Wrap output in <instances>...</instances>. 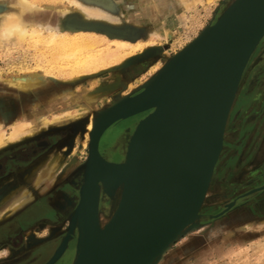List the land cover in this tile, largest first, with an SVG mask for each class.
Listing matches in <instances>:
<instances>
[{"label": "rangeland", "instance_id": "rangeland-1", "mask_svg": "<svg viewBox=\"0 0 264 264\" xmlns=\"http://www.w3.org/2000/svg\"><path fill=\"white\" fill-rule=\"evenodd\" d=\"M31 1L34 6H24L20 0H0V21L6 17L5 14L15 11L29 26L37 22L62 25L64 29H68L69 37L84 36L96 50L105 53L117 50L114 40L146 41L143 50L140 49V52L138 50L127 58L148 49H157L154 56L129 65L124 70L118 66L127 60L126 57L118 63L113 58L106 57L100 67L102 70L95 72L91 65L79 69L74 65L73 60L82 55L78 53L81 50L63 47V35H58L53 40L50 32L37 31L23 40L17 39L15 43L0 44V97L3 99L1 108L3 112L9 113L0 120V130L9 135L13 129L17 115L14 114L12 104L16 95L24 92L22 95H26L29 102L34 93L31 89L20 91L14 86L8 89L5 83L12 78H28L37 74L42 78L40 87H43V91L40 89L39 92L41 102L25 105L28 110L25 120L31 122V134L0 145V152L4 151V147L18 145L34 137L52 135L53 141L56 140L54 148L58 150L63 147L66 154L64 164L58 166L50 176H45L51 178L60 168L69 170L76 165L82 166L88 155V146H82L81 140L73 133L76 126H83L91 112L98 115L116 96L136 91L144 81L163 67L168 58L214 23L233 0H193V6L181 4L169 13L159 14L152 22L144 18L140 9H135L139 6L137 2V6L133 5L132 9L125 11L123 2L83 0L85 3L100 4L107 9L110 19H100L85 17L68 0ZM133 15L139 17L138 22L130 18ZM162 27V32L161 29L160 32L157 31L158 35L153 32L146 33ZM124 50L122 54L129 49ZM156 66L159 67L154 70ZM119 71L128 74V78L121 77ZM120 81H124L125 87ZM99 87L100 94L90 100L85 97ZM81 105L86 107L83 111H79ZM55 114L60 115L58 121L43 126V119L51 116L53 118ZM132 121V118L121 120L123 124ZM102 144L101 141V146ZM219 157L199 206L200 217L196 225L177 237L155 264H264V35L252 52L240 79L229 111ZM42 169V166H38L33 170L36 172L35 185L47 180L42 176ZM28 170L30 169H27V173ZM21 177L10 173L0 179V201L8 196L0 210V220L11 217L21 209V206L16 209L10 207L12 199L27 189V183L23 184ZM254 188L259 189L249 192ZM29 197L28 195V199ZM230 203L232 205L226 209ZM222 211L224 212L221 213ZM35 229L42 233L48 230ZM5 251L7 249L0 253ZM12 251L18 253L20 249ZM7 258L12 263L20 261L22 255H0V264H5Z\"/></svg>", "mask_w": 264, "mask_h": 264}, {"label": "water", "instance_id": "water-1", "mask_svg": "<svg viewBox=\"0 0 264 264\" xmlns=\"http://www.w3.org/2000/svg\"><path fill=\"white\" fill-rule=\"evenodd\" d=\"M230 4L199 37L168 58L147 87L132 92L98 122L89 147L92 161L89 155L82 164L81 199L69 228L73 231L79 223L72 264H155L177 237L196 225L223 148L232 98L264 35V0H233ZM241 41L256 43L240 64L229 101L231 92L223 90L222 80L231 51ZM156 51L131 56L118 67L124 70ZM143 112L128 137L125 160L107 159L100 150L105 130ZM77 127L81 126L74 128V134ZM170 150L179 154L175 179L192 175L166 199L169 186L154 188L149 178L158 172L163 154ZM101 188L108 195L120 191L118 205L104 225L98 211ZM122 222L124 228L114 237ZM62 253L60 249L44 264H55Z\"/></svg>", "mask_w": 264, "mask_h": 264}, {"label": "bare ground", "instance_id": "bare-ground-1", "mask_svg": "<svg viewBox=\"0 0 264 264\" xmlns=\"http://www.w3.org/2000/svg\"><path fill=\"white\" fill-rule=\"evenodd\" d=\"M21 1H22L24 6H34V3L31 0H20V2ZM68 1L70 3H72V4H74V6H76L78 9H80L85 14V17H87V18L110 19V15H109L107 9L102 7V6L95 5V4H90V3H85V2H83V0L82 1L81 0H68ZM165 1L166 0H158L156 3H153V2L149 3V0H142V5H140L141 0H136V1H134V0H126V6L130 10V9H132L133 5L137 6V3H138L139 6H138V8L136 7L135 9H137V10L140 9L143 14L147 15L148 18H146V19L149 22H152L153 20H155L158 17L159 14H163L164 12L169 13L170 9L168 8L167 3ZM194 1L193 0H181V1H178V2H180V5L181 4H185L187 7H190L189 5H192V3ZM22 3H20V4H22ZM229 5H231V4H229ZM229 5L226 8L230 7ZM225 9L223 11H225ZM5 15H6V17L4 19H2V21H0V44L5 43V42L15 43L17 41V39L18 40H23L28 35H31V34H33L35 32L37 33V31L38 32H40V31H42V32H44V31L50 32L51 33V39H53V40H56L58 35H63V38H62V41H61L63 47L75 48V50H77V49L81 50L78 53H81L82 55L81 56H76L75 60H73L74 65H76L78 69L80 67H83V66L86 67V66L91 65L92 69H95L94 70L95 72L98 69L102 70V68H100V67L102 66V63L104 62L103 60L106 57L113 58L118 63V62L122 61L125 57L127 58V56L131 55L132 53L138 52V50L140 52V49L143 50L142 48H144L146 46L145 45L146 41L143 43V42H141V40H136V41L135 40H129V39L114 40L113 42L116 44L117 50L116 51H111L109 53H105L102 50H96L95 46L93 44H91L89 40L84 38V36L81 37V38H79V37H69L68 36V33H69L68 29H64L62 27V25H52L50 23L41 24V23L37 22L36 24L32 23L31 25H36L35 27H32L31 25L29 26L27 21L22 19V17L19 14H17L15 11L14 12H8ZM161 17H163V16H161ZM65 22H67V21H65ZM163 27L162 28H157V30H152L151 32H153L155 35H158V32H160L159 30L161 29V32H162ZM72 31H74V30H72ZM80 32H82V30ZM168 33H167V36H168ZM199 36L200 35H198L197 37H199ZM60 39H61V37H60ZM258 39L256 41H258ZM253 43H256V42H253ZM253 43L248 44V43H244L243 41H241L231 51L230 61H229V64L227 66V69L225 71V74H224L223 80H222L223 90H225L227 92H231V97H230L229 101H231V98H232V95H233V91L235 89L234 80H235V77H236V75L238 73L240 64L242 63L245 55H247L249 53V51L252 49ZM109 49H111V48H109ZM124 49H129V50L122 54L121 52ZM79 50H77V51H79ZM124 51H126V50H124ZM68 52H66V53H68ZM72 52L74 53V49L72 50ZM70 54H71V51H70ZM158 67L159 66H156V68H154V70L158 69ZM104 68H107V67H104ZM116 73L118 75V72H116ZM12 79H11L10 82L5 83L7 85L8 89H10L9 88L10 86H14V87L18 88L20 91H22V90H26L27 91V90L31 89V90H33L34 93H33V96L31 98H29V102L27 101L28 97L26 95H22V94H24V92L22 94H17L16 97L14 98V101H13V104H12V108H13L14 114L16 113V115H17L16 116V122L13 124V129L10 132L9 135H6V133H4L3 130H0V145H2L4 143L6 144L8 141H14V140H17L19 138H22V137H25V136L31 134V132H32V130H31V126H32L31 122L29 120H25L26 119V115L28 114V110L26 109L25 105H27V104H29L30 106H31V104H35L36 105V104L40 103L41 99H42L41 96H39V94H40L39 92H41L40 89L42 90V88H43V87L42 88L40 87V83H41L40 81L42 79L41 76H37V74H36L35 76L28 77V78L18 77V78H14V80H12ZM151 79H152V77H150L147 81H144L143 84L138 89L143 88V87L144 88L147 87L150 84ZM120 82L122 83L123 87H125L124 81H120ZM98 90H100V87L97 90L96 89L93 90V92L91 91L85 97H87L88 100L93 99L99 93ZM44 92H46V91H44ZM131 94H132V92L130 91V92H126V93L122 94L121 96H119V95L116 96L115 100L112 103L108 104L102 110V112L99 113L98 115H94L92 112H91V114H89L88 119L85 120L83 126L79 127L77 132H76V136L81 140V145L82 146H84V147L88 146V148L89 147L91 148V143H92V139H93V133L95 131V128H96L98 122L102 118V116L107 111H109L111 108L115 107L116 105H118L122 101L126 100ZM48 99L50 101L52 100V99H50V97ZM2 100L3 99L0 97V120L5 118V116H8V114H9L7 112H3L2 108H1ZM233 102H234V99L232 98V104H233ZM79 107H81V109H79V111H81V110L83 111L86 108V107H84V105H81ZM65 112L68 113L67 111H65ZM62 113L63 112H61V114ZM59 117H60L59 114H55L53 118H52V116H51V118H44L43 122H42L43 126H48L51 123L53 124L55 121H58ZM137 122H136V124H137ZM43 128H45V127H43ZM42 130H44V129H42ZM127 131L124 134H126ZM119 144H120V142H119ZM221 152H222V150H221ZM65 154H66L65 153V149H63V147H61V149H58V150L55 149L54 151H52V153L41 163L42 168H43L42 169V173L45 174V175H49L50 176L51 172L53 173V171H55L58 168V166H61V165L64 164V155ZM89 155H90V159L92 161V153L89 152V151H88V155H87L85 160H87ZM178 161H179L178 152H176L175 150L167 151L162 156L160 169L158 170V172L154 176H151L149 178L150 184L154 188L156 186H166V187H167V185L169 186V190H168V192L166 194V199L171 198L172 195L182 185H184L189 180V178L192 175V174H185V175L182 176V178H180L179 180H176L175 177H176V173H177V169H178ZM39 162H41V161H39ZM170 184H171V187H170ZM27 192H28L27 189H24V191L18 197H15L14 199H12V201L10 202V207H12L13 209H16V208H18L20 206L22 207L23 204L26 202V200H28ZM20 213H21V215H20ZM20 213H18L17 216L15 215L12 218L11 223L7 226L8 230H10L13 227V222L23 224L22 222H24L25 219H30L31 217H33L36 214L34 210H31L30 212H28V211L26 212L25 208H23ZM0 216H1V213H0ZM124 226H125V223L122 222L117 227V229L115 231V234H114L115 235L114 237H117L119 235V233L122 231ZM4 228H5V226H4ZM4 228L0 229V236L5 231ZM71 233H72V231L70 232V234ZM67 240H68V238H66V239H64V241H62L61 245L58 246L59 248H57V250L55 251L54 255L60 249H61V251L64 252V250H65V248L67 246V242H68ZM75 253H76V244H75ZM75 253H74V256H75ZM52 256L53 255H50L49 258H51Z\"/></svg>", "mask_w": 264, "mask_h": 264}, {"label": "flooded vegetation", "instance_id": "flooded-vegetation-1", "mask_svg": "<svg viewBox=\"0 0 264 264\" xmlns=\"http://www.w3.org/2000/svg\"><path fill=\"white\" fill-rule=\"evenodd\" d=\"M55 144L56 140L53 141L52 135H42L15 146L4 147V151L0 152V179L15 173L17 177L22 176L23 184L27 183L25 185L30 198L18 213L23 208L26 212L34 210L36 213L24 224L13 222L10 230L7 226L18 213L0 220V229L5 226V231L0 236V252L7 249L0 255H22L20 261H14L17 264H42L50 255H54L66 236L69 237L67 246L55 264H70L74 259L76 239L70 236L72 233L70 234L69 225L70 215L77 204L80 166L76 165L69 170L60 168L51 178L43 174L47 180L40 185L34 184L36 172L33 170L42 166L41 163L55 150ZM28 168L31 170L27 173ZM7 198L8 196L0 201V210ZM35 228L40 231L48 230L42 233ZM12 249L20 251L17 253ZM8 260L5 259V264H15Z\"/></svg>", "mask_w": 264, "mask_h": 264}, {"label": "crops", "instance_id": "crops-1", "mask_svg": "<svg viewBox=\"0 0 264 264\" xmlns=\"http://www.w3.org/2000/svg\"><path fill=\"white\" fill-rule=\"evenodd\" d=\"M102 1L103 2L106 1L108 3L109 2H122L123 1L124 10L125 11L129 10V8L126 6V0H105V1L102 0ZM134 1H136V0H134ZM157 1L158 0H149V3L150 2L156 3ZM165 2L167 3V6L170 10H172L174 7H178L180 5V2H178V0H166ZM95 5L101 6L100 4H95ZM102 7H104V6H102ZM170 10H169V12H171ZM143 15H144L145 19L148 18L147 15H145V14H143ZM130 18H133L135 22H138L137 20L139 17L137 15H133ZM151 31L152 30H148L146 33H148V32L151 33ZM119 73H120L121 77H123V78L127 77L128 78V74L125 75L122 71H119ZM144 114H145V112L127 117V118H132V120H133L131 123H127V124H123L121 122V120H124L127 118L118 120L105 130V132L103 133V135L100 139V150H101L102 154L107 159H110L113 161H120V162L125 160L128 137L132 133L136 122L139 119H141L144 116ZM126 131H127V133L124 134ZM101 141L103 143L102 146H101ZM119 142H120V144H119ZM79 168H81V172H80V176H79L80 182H79L78 187H77V204L73 210L74 212L72 211V213L70 215V225H71V221H72V218L74 216V213H75V211L79 205L80 199H81V186L83 185L84 178H85V168L83 166H80ZM119 197H120V191H117V193L114 195H108L101 188L100 196H99V208H98L99 220H100L101 225H104V223L106 221H108V219L111 217L112 213L115 211V209L118 205ZM103 219H106V221H104ZM70 225H69V228H70ZM78 235H79V223L76 222L74 229L72 231V234L70 235L72 238L74 237L76 239L75 244L77 243ZM66 238H67V236L65 237V239ZM72 262H73V260L71 261L70 264H72Z\"/></svg>", "mask_w": 264, "mask_h": 264}]
</instances>
